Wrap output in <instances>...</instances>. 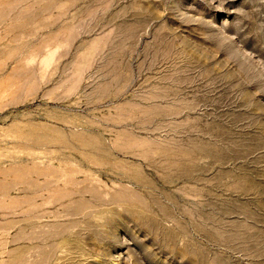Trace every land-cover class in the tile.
Masks as SVG:
<instances>
[{"label": "rangeland", "instance_id": "obj_1", "mask_svg": "<svg viewBox=\"0 0 264 264\" xmlns=\"http://www.w3.org/2000/svg\"><path fill=\"white\" fill-rule=\"evenodd\" d=\"M0 264H264V0H0Z\"/></svg>", "mask_w": 264, "mask_h": 264}]
</instances>
